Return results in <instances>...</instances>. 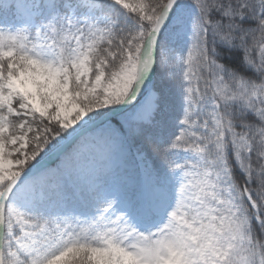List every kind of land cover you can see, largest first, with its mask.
I'll list each match as a JSON object with an SVG mask.
<instances>
[{
  "label": "snow or ice",
  "instance_id": "obj_1",
  "mask_svg": "<svg viewBox=\"0 0 264 264\" xmlns=\"http://www.w3.org/2000/svg\"><path fill=\"white\" fill-rule=\"evenodd\" d=\"M0 264H264V0H0Z\"/></svg>",
  "mask_w": 264,
  "mask_h": 264
}]
</instances>
